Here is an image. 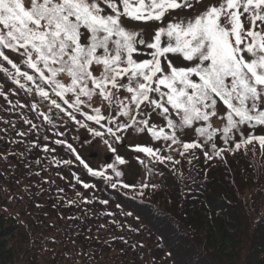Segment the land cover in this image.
Instances as JSON below:
<instances>
[{
	"label": "snow or ice",
	"instance_id": "6c2138e0",
	"mask_svg": "<svg viewBox=\"0 0 264 264\" xmlns=\"http://www.w3.org/2000/svg\"><path fill=\"white\" fill-rule=\"evenodd\" d=\"M193 2L200 0H0V60L11 67L9 71L0 64V72L28 95L48 103V113L40 111L38 103H31L30 110L53 128L49 113L55 109L92 136L108 135L116 142L121 139L118 133L131 129L154 141L170 142L169 146L180 145L181 156L199 149L206 160L223 159L233 147H217V138L234 145L235 151L256 143L264 155V135L242 132L244 126L253 130L264 126V0H214L194 18L163 23L170 10L191 8ZM128 20L162 26L149 39L150 26L130 29ZM5 50L17 53L21 62H13ZM170 54L186 63L176 66ZM141 55L148 58L138 60ZM94 66L102 69L99 75ZM122 92L127 95L122 97ZM94 98L114 105L115 113L106 116L93 107ZM84 108H91L92 114ZM76 113L104 131L78 120ZM153 114L163 126L152 121ZM213 118L222 120L223 126L213 127ZM24 122L39 133L40 126L31 119ZM185 129H193L197 138L183 142L178 133ZM237 133L239 141L234 140ZM67 147L76 152L71 144ZM43 150L49 151L46 146ZM134 151L160 164L179 163L162 155L159 147L137 145ZM76 160L113 189L135 188L120 179L123 172L115 165H108L114 180L107 169L94 170L78 154ZM116 160L126 163L118 155ZM137 194L142 196L143 191Z\"/></svg>",
	"mask_w": 264,
	"mask_h": 264
},
{
	"label": "trees",
	"instance_id": "16d2710c",
	"mask_svg": "<svg viewBox=\"0 0 264 264\" xmlns=\"http://www.w3.org/2000/svg\"><path fill=\"white\" fill-rule=\"evenodd\" d=\"M5 53L13 62L22 60ZM0 64L11 71L5 61ZM0 91V264H264V155L258 144L235 151L217 138V147L232 146L233 152L206 160L199 149L181 156L180 145L150 135L137 138L130 129L125 133L127 140L135 134L131 151L120 155L126 163L115 158L107 164L86 152L113 137H94L55 109L49 113L55 128L37 119L30 104L48 113V103L19 89L3 72ZM25 118L40 126L39 133L30 131ZM253 131L264 135V126L242 128L244 136ZM178 136L183 142L197 138L185 130ZM58 139L66 143H55ZM137 145L159 147L179 163L160 164L134 151ZM205 151L210 152L207 145ZM77 154L94 170L107 169L114 180L108 165H115L123 172L120 179L135 188L113 189L91 176Z\"/></svg>",
	"mask_w": 264,
	"mask_h": 264
},
{
	"label": "rangeland",
	"instance_id": "374dc122",
	"mask_svg": "<svg viewBox=\"0 0 264 264\" xmlns=\"http://www.w3.org/2000/svg\"><path fill=\"white\" fill-rule=\"evenodd\" d=\"M26 2H27V0H26ZM213 2H214V0H200L199 3L193 2V6L191 8H181V9H177V10H170L169 13L166 14V16L164 17L163 23L166 25L168 22L176 20V19L194 18L195 16L201 14L204 10H206V8L210 4H212ZM108 11H110V10H108ZM242 20H244L245 27L248 28V22L244 18H242ZM127 23H128V26L130 29H137V30H142V29L150 26L152 31H150L148 33L149 39H151L152 35H154V31L158 27L162 26L158 22H149V24H146L144 26L143 25H141V26L136 25L130 20H128ZM144 51H150V50L145 49ZM12 55L17 59L18 55H16V54H12ZM145 58H148V57L141 55L140 59H138V60L145 59ZM169 59L173 60V62L176 66H181V65L186 63V62L182 61V58H180L179 56H172L171 54L169 55ZM94 70H96V75H99L100 72L102 71V69L100 67H96V66H94ZM61 79L65 83L68 82V78L66 76L61 77ZM120 95L123 97L127 94L122 92ZM95 101L96 100L93 99V101L91 102L92 106L93 107L96 106L98 108H101L102 113L105 114L106 116L111 115V113L114 111V109H113L114 105L112 107H109L108 105H100V104L96 103ZM102 109L106 110L108 113L106 114V112ZM83 111L84 112L86 111L87 113L92 114L91 108H84ZM152 121H155L157 124H160L161 126H163L162 121L155 114H153V116H152ZM223 123L224 122L222 120H220L218 118H213V127L220 128L223 126ZM193 131H194L193 129H185V132L189 133V134H192ZM135 133L137 134V138H138L139 134L141 135L139 138H145L146 136H149L146 133H137V132H135ZM118 135H121V134H118ZM178 135H181V133H178ZM133 138L135 139V134H133V137H130L129 140H127L126 133H123L122 138L120 139L119 142H116L115 138H114V140L109 138L108 144L101 142L99 140L97 142V144L94 147H92L91 149H89L86 153L90 157L94 156V159L96 158V159H99L100 161H103L107 157H111L110 155L115 153V152L111 151V148H115L119 155H125L126 154V156H127V154H129V151L127 149L122 148V145H125V144L132 145L131 141ZM149 138H150V136H149ZM109 145H111V148L109 147ZM113 161L114 160L112 158L111 162L113 163Z\"/></svg>",
	"mask_w": 264,
	"mask_h": 264
}]
</instances>
